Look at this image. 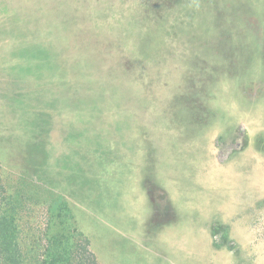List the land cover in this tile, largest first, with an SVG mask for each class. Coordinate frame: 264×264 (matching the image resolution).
Wrapping results in <instances>:
<instances>
[{
    "label": "rangeland",
    "instance_id": "obj_1",
    "mask_svg": "<svg viewBox=\"0 0 264 264\" xmlns=\"http://www.w3.org/2000/svg\"><path fill=\"white\" fill-rule=\"evenodd\" d=\"M182 1L72 34L0 5V205L19 194L23 246L64 200L98 264H264V0ZM47 30L51 68L13 66Z\"/></svg>",
    "mask_w": 264,
    "mask_h": 264
},
{
    "label": "trees",
    "instance_id": "obj_2",
    "mask_svg": "<svg viewBox=\"0 0 264 264\" xmlns=\"http://www.w3.org/2000/svg\"><path fill=\"white\" fill-rule=\"evenodd\" d=\"M7 2H11V0H0V5L5 4L10 8L11 6ZM183 3L182 0H19L17 5H13L11 9L12 11L19 10L20 7V11L23 12L22 7H25L26 15L23 16V19H37L44 24L50 22L57 26L62 23V29L69 28L70 34H72L76 26L94 27L99 16H102L107 24L122 23L132 16H136L138 21H141L148 16L151 18L154 13L164 16H170L169 14L172 13L173 16ZM173 4L177 8H174ZM168 6H170L168 9L165 8ZM117 9L119 10L118 22L116 19ZM16 16L21 17V14L17 13ZM81 32L84 30L82 29ZM119 32L122 34L123 30L119 29ZM44 37L47 40L44 38L38 40L35 35L33 43L31 41L24 48L16 50L17 55H14L15 59L12 60L13 66L21 69L24 67L28 74H32L30 69L43 71L51 68L52 63H49L51 61H45L39 57L38 61L41 58L40 63L35 65V59L31 56L32 53L39 51V46L42 47L47 42L53 44L48 30ZM66 42L68 40L64 43ZM73 43L79 42L73 41ZM120 46L127 48L128 44L119 42ZM18 54L21 59L20 63L17 60ZM54 56L62 64L66 61L59 56L58 52ZM60 66L58 65V69L61 72L63 69ZM60 76L58 75V77ZM63 77L61 76L62 79H65ZM71 80H73L72 76ZM162 99L166 98L163 96ZM2 188L0 182V191L3 193ZM3 198L7 206L5 203L0 205V264H98L90 249L88 238L74 225L72 214L64 200H54L48 204L46 224L40 237L37 238L40 244L23 246L21 231L18 228L19 209L17 205L21 201L18 200L19 194L7 193Z\"/></svg>",
    "mask_w": 264,
    "mask_h": 264
}]
</instances>
